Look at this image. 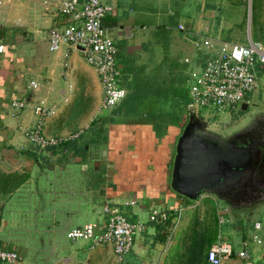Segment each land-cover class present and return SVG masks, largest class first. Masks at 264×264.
Segmentation results:
<instances>
[{"label": "crops", "instance_id": "obj_1", "mask_svg": "<svg viewBox=\"0 0 264 264\" xmlns=\"http://www.w3.org/2000/svg\"><path fill=\"white\" fill-rule=\"evenodd\" d=\"M62 1L4 0L0 8V42L5 45L0 52V170L26 177L16 191L0 198V245L16 249L24 264H58L62 250L76 257L74 248L78 241L87 242L86 255L105 247L112 249L116 257L113 244L93 247L90 240H73L67 235L70 229L87 223L104 224L107 216L102 212L103 206L112 202L119 204L130 220L146 222L131 252L122 262L117 261L140 264L149 252L147 239L158 243L156 236L168 232L166 221L148 220L149 210L166 212L168 217L177 214L181 207L185 210L187 198L172 189L171 181L175 144L188 117H176L166 127V123L152 122L148 113L136 111L143 109L142 104L145 108L151 104L161 107L164 102L131 98L130 85L136 73L146 71V59L158 62L160 54L156 53L163 39L171 42V48L164 49L170 54L168 58L175 46L179 48L178 56L172 57L174 62L183 53L184 59L196 55L192 43L179 29L181 23L214 36H222L227 24L206 19V3L209 6L214 0H103L112 6L103 22L106 35L118 46L121 83L128 92L116 107L102 109L99 74L80 49L68 43L59 51L50 49L49 29L64 19ZM184 59L181 57L182 62ZM186 64L188 78L190 68ZM177 72L182 74L181 69ZM30 80L40 84L37 90L29 87ZM20 97L27 100V106L18 114L12 101ZM37 100H44L56 111L47 121L46 132L50 136L78 134L80 127L88 125L94 110L107 115L97 117L101 124L99 133L90 135L84 145L76 137L59 148L39 152L24 134L25 128L34 124L33 107ZM189 102L190 99L184 103L187 115ZM180 103L183 108L182 99ZM121 113L125 114L118 117ZM99 157L105 158L102 162L106 165H99ZM107 165L113 169L111 180L102 172ZM92 166L97 176H88ZM252 245L255 246L249 264H264V241ZM160 253L157 250L155 257Z\"/></svg>", "mask_w": 264, "mask_h": 264}, {"label": "built area", "instance_id": "obj_2", "mask_svg": "<svg viewBox=\"0 0 264 264\" xmlns=\"http://www.w3.org/2000/svg\"><path fill=\"white\" fill-rule=\"evenodd\" d=\"M3 3L4 0H0V8ZM111 10L112 6L103 0H63L60 11L64 19L49 29L52 51H59L63 44L68 43L71 47L80 49L87 63L97 70L103 86L102 109L116 107L128 92L121 83L118 46L106 35L103 22ZM179 29L183 32V37L192 43L196 53L194 57L184 59L190 68L187 78L190 99L188 106H193L199 113L202 108L215 112L242 110L243 103L250 104L254 94L261 88L257 70L264 67V41L254 39L250 31L248 42L241 43L199 31L184 23L179 25ZM4 48L5 45L0 42V52ZM39 85L36 80L29 83V87L36 90ZM12 105L19 114L27 106V100L20 97L14 99ZM33 112L34 124L27 127L24 134L38 149L59 147L78 137L79 133L70 136L47 135V121L56 111L44 100H37ZM183 209L179 208L177 215H181ZM102 212L107 216L104 224L87 223L70 229L67 235L73 240H90L93 247L113 244L116 257L122 262V258L133 249L136 236L146 228V222L130 220L119 204L112 202L104 204ZM218 217V233L207 250L208 264H249L253 258L249 246L262 244L264 241L261 234L264 230L262 221H255L252 229L238 241L228 238L223 232L222 225L227 221L224 212L218 211ZM167 219L166 212L149 210V221ZM178 222L179 217L172 218L171 225L167 228L171 234L168 235L166 246L171 242ZM0 264H24L23 256L16 249L0 245ZM144 264H156V261Z\"/></svg>", "mask_w": 264, "mask_h": 264}, {"label": "rangeland", "instance_id": "obj_3", "mask_svg": "<svg viewBox=\"0 0 264 264\" xmlns=\"http://www.w3.org/2000/svg\"><path fill=\"white\" fill-rule=\"evenodd\" d=\"M225 2L227 4L224 6ZM205 10H206L205 17L207 20L217 19L218 23L221 21L222 23L227 24L226 28L223 29V31H221L223 37L241 43H247L249 31H251V34L254 36V38L264 41V0H214V2L210 3L209 6H207L206 3ZM163 40L165 42L163 41L161 44H159L161 45L158 47L159 53H156V54H160V58L158 62L155 63L154 62L155 59L152 58L151 60L146 59V62H144V64H147L148 67L147 65H145L144 68H146V71L142 70L140 71V73L138 72L139 74L138 73L135 74L133 78L134 82L133 84L131 83L130 85L131 88H130L129 97L131 98L137 97L138 100H145V101L160 100L164 102L161 107L152 106V104L150 103L151 105L145 108V106H142L143 105L142 104L141 107L143 109L139 108L136 112H142L143 114L148 113L147 116L148 119H151L153 120L152 122H156V123L157 122L162 124L166 123L164 125L166 127L168 123H172L174 119H176V117L178 118L182 117V119L185 115L188 117V115L186 114L184 103L189 100V94L187 91L188 73L185 72L187 71L185 68L187 64L181 61V57L182 60L184 59V53L179 56L180 57L179 60H176V62H174L172 60V57L178 56L179 48L175 46L171 54V57L168 58L170 54H167V51H164V49L167 47L171 48L170 47L171 42H168L169 40L167 41L166 39ZM146 57H148V55ZM139 62H141L140 59ZM179 66H181V68ZM180 69L182 71L181 75L179 74V72H177V70ZM257 71L259 74V82L261 88L259 91H257L254 94V98L252 99L251 103H255L259 101H260L259 103H264V67L259 68ZM140 74H142L141 77ZM180 77H182V79H180ZM30 81H27L28 85ZM181 99L184 109L181 107V103H180ZM251 103L249 107L250 109H252ZM94 112L95 110L93 111V113ZM245 112L246 111H243L241 109H236L233 111H225V112H215L205 108L199 110V114L201 116H203L208 121L218 126L221 130L232 128L230 125H233L235 123L234 120L241 119L243 117V115L241 114ZM93 113H91L92 119L88 120L87 122L88 125L79 128L82 129V131L79 132L78 135L79 140L83 142L82 145L87 143L85 141L89 139L90 135L92 137V135H94L95 132L96 134L97 132L99 133L101 124L99 122L100 121L99 118L97 119V117H106L107 115V113L104 112L103 114H101L99 113V111L95 112L94 114ZM124 114L125 113H121L118 117L120 116L123 117ZM186 116L184 117V120ZM106 121L104 122L103 125H106ZM157 129L159 131L161 130L160 127ZM71 134H66L64 136H70ZM175 145H177V142ZM33 147L39 152L44 151L38 149L34 145ZM99 159H100L99 165L102 166L106 165L105 163L102 162V160L105 158L99 157ZM39 161L42 162L41 159L40 160L38 159V162ZM46 165H48V162L46 163ZM105 167L106 168H103L102 172L104 173V175L106 174L107 179L111 180L114 177L113 169L112 167H110V165H107ZM87 174L88 176H90L91 174L92 177H94L95 174L96 176L98 175L93 166L90 168ZM36 176L38 178V175ZM4 197L1 196L0 198L2 199ZM184 201L185 202L183 206L185 207V210H183L181 215L174 214L175 216H173L174 218L179 217V222L172 234L171 242H169L166 246L165 240H167L168 235L171 234L169 231L166 232L165 234L166 236L162 234L156 236L155 241L156 242L159 241L158 242L159 244L151 243V239H147V241L150 242L149 252L145 253V255L142 257L143 260L141 261V263L139 262L140 264H144L146 262L151 263L153 261H156V264H206L205 252L209 247H211L208 243V240L210 234L213 232V229H215V221L217 218H219L218 217L219 209L224 212V216L227 220L222 225V229L224 234L228 238L239 240L242 238L241 237L242 234L247 232L246 231L247 227L245 231L237 230L236 225H234V223L230 221V214L228 213L226 214L225 208L222 205L221 206L218 205V203L216 202L217 199H215L210 195H206L197 201H192L189 199H184ZM257 218H259L260 221H262V224L264 226V209L261 212L260 216ZM261 234L264 235V230L261 231ZM87 245L88 244L85 241L83 242L78 241L75 244L74 249L76 251V257L72 256L71 254L69 255L68 252L62 250L58 256L57 263L58 264H118L117 262L118 260H116L117 258L115 257L112 249H106L105 247H103L101 252L96 251V252H92L91 255L90 253L86 255ZM253 246L255 245L249 246L251 251L253 249ZM157 250L158 253L160 251L161 253L159 257L157 254L156 256L157 258H156L155 254ZM153 256L157 260H155ZM72 259H74V261L71 262Z\"/></svg>", "mask_w": 264, "mask_h": 264}, {"label": "water", "instance_id": "obj_4", "mask_svg": "<svg viewBox=\"0 0 264 264\" xmlns=\"http://www.w3.org/2000/svg\"><path fill=\"white\" fill-rule=\"evenodd\" d=\"M249 107L245 102L242 110L248 111ZM188 110V122L177 140L172 189L192 201L206 195L218 199V189L246 171L245 166L242 170L241 167L247 162V150L233 142L234 127L221 130L193 106H188Z\"/></svg>", "mask_w": 264, "mask_h": 264}, {"label": "flooded vegetation", "instance_id": "obj_5", "mask_svg": "<svg viewBox=\"0 0 264 264\" xmlns=\"http://www.w3.org/2000/svg\"><path fill=\"white\" fill-rule=\"evenodd\" d=\"M259 102L251 103L252 109L230 125L234 127L233 142L247 150V162L241 167L245 166L246 171L217 191L218 205L230 214L237 230L245 231L247 227V232L264 209V103Z\"/></svg>", "mask_w": 264, "mask_h": 264}, {"label": "trees", "instance_id": "obj_6", "mask_svg": "<svg viewBox=\"0 0 264 264\" xmlns=\"http://www.w3.org/2000/svg\"><path fill=\"white\" fill-rule=\"evenodd\" d=\"M25 181H26V177L24 174H20L17 172L7 173L5 171L0 170V196L7 197L11 192L16 190ZM173 216L175 215H170L168 217L165 225L169 226L171 224V219L174 218ZM165 225H158V226L160 228L161 226L162 228H164ZM217 233H218V218L215 221V229H213V232L209 236L208 243L210 246L214 243ZM207 250L205 252L206 264H208L207 259H206Z\"/></svg>", "mask_w": 264, "mask_h": 264}]
</instances>
